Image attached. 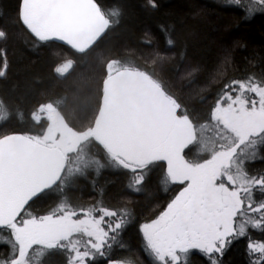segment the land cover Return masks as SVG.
<instances>
[{
    "label": "snow or ice",
    "instance_id": "1",
    "mask_svg": "<svg viewBox=\"0 0 264 264\" xmlns=\"http://www.w3.org/2000/svg\"><path fill=\"white\" fill-rule=\"evenodd\" d=\"M246 18L264 14V0H223ZM156 9L157 0H146ZM17 21L45 44L60 41L76 53L96 51L120 22L119 8L99 0H19ZM168 32V29H164ZM7 33L0 30V39ZM151 43V41H147ZM175 43L171 35L167 44ZM0 77L6 75V53ZM156 53L152 64L163 61ZM103 74L94 102L67 113L65 100L39 102L34 130L0 132V264H137L123 234L133 223L126 206L73 202L81 178L105 169L127 177L140 193L158 170L173 194L154 218L139 225L150 264H223L237 241L249 264H264V73L232 79L204 113L190 110L156 76L155 68L119 56L100 57ZM73 61L55 67L65 75ZM9 115L0 99V120ZM55 202L41 210L46 199ZM119 249L127 255H114Z\"/></svg>",
    "mask_w": 264,
    "mask_h": 264
},
{
    "label": "trees",
    "instance_id": "2",
    "mask_svg": "<svg viewBox=\"0 0 264 264\" xmlns=\"http://www.w3.org/2000/svg\"><path fill=\"white\" fill-rule=\"evenodd\" d=\"M99 2L106 9L119 8L120 22L95 52L82 55L56 41L35 42L17 21L19 0H0V30L7 33L0 39V53H6L9 65L6 75L0 77V99L9 112L6 120H0V132L34 130L31 113L43 101L65 100L67 113L82 114L84 105L90 99L94 102L103 74L101 56H119L149 70L155 68L168 89L197 113L208 110L224 83L264 73V14L246 18L241 9L227 6L223 0H157L156 9L146 8V0ZM168 35L174 44H167ZM157 52L164 59L153 65ZM67 60L73 61L68 72L63 76L55 73V67ZM251 167L264 168V161L257 159ZM161 175L158 170L142 192L133 193L127 188V177L105 169L99 176L79 179L68 196L73 202L102 200L108 206H126L134 220L123 234V243L137 264H150L141 250L139 225L154 218L173 194L163 190ZM54 202V198L46 199L39 207L43 210ZM252 235L264 239L258 230ZM246 244L244 239L235 242L225 252L223 264H249ZM114 255L127 252L117 249ZM190 259L192 264H205L199 254ZM58 260L51 258L52 264Z\"/></svg>",
    "mask_w": 264,
    "mask_h": 264
},
{
    "label": "water",
    "instance_id": "3",
    "mask_svg": "<svg viewBox=\"0 0 264 264\" xmlns=\"http://www.w3.org/2000/svg\"><path fill=\"white\" fill-rule=\"evenodd\" d=\"M56 42H58V43H60V44H63L62 42H60V41H56ZM65 45V44H64Z\"/></svg>",
    "mask_w": 264,
    "mask_h": 264
},
{
    "label": "bare ground",
    "instance_id": "4",
    "mask_svg": "<svg viewBox=\"0 0 264 264\" xmlns=\"http://www.w3.org/2000/svg\"><path fill=\"white\" fill-rule=\"evenodd\" d=\"M64 45V44H63ZM64 46H66V47H68L67 45H64ZM70 48V47H69Z\"/></svg>",
    "mask_w": 264,
    "mask_h": 264
}]
</instances>
